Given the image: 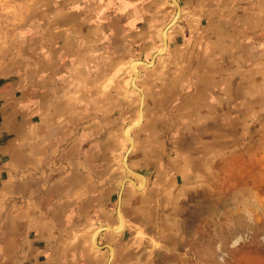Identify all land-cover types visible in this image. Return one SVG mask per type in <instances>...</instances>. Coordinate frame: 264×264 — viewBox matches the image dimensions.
Wrapping results in <instances>:
<instances>
[{
    "label": "crops",
    "instance_id": "0c3cea01",
    "mask_svg": "<svg viewBox=\"0 0 264 264\" xmlns=\"http://www.w3.org/2000/svg\"><path fill=\"white\" fill-rule=\"evenodd\" d=\"M205 3H180L178 31L166 41L165 55L137 69L134 81L122 74L88 76L97 65L90 62L91 52L99 49L85 40L80 47L75 35L81 27L60 30L55 24L43 31L38 29L43 18L37 16L34 38H47L50 46L30 51L27 11L16 17L13 31L5 28L12 15L0 13V264H170L192 227L188 214L196 203L188 210L189 195L214 182V166L224 158L234 166L249 160L252 149L264 151V0H230L235 8L227 16L187 12V5L196 10ZM0 4L7 6L5 0ZM94 16L100 20L106 14ZM77 18L88 22L91 17L83 12ZM187 20H194L193 29ZM83 26L82 38L89 43L87 33L96 26ZM59 35H66L64 44ZM6 37L19 39L17 51L4 44ZM252 48L258 62H252ZM15 53L17 62L7 58ZM99 64L103 69L105 62ZM29 68L35 70L33 78L27 76ZM77 70L84 71L82 77L69 76ZM132 82L142 90L143 106L139 125L130 130L126 164L143 180L126 168L123 175L129 142L114 102L128 86L133 89ZM138 116L139 104L130 123ZM125 178L134 183L122 184ZM173 181L186 193L175 204L171 198L177 195L166 185ZM187 183L194 188L185 190ZM119 196L123 227L115 230L122 222ZM167 206L185 208H171L167 220L160 210ZM105 226L111 229H101Z\"/></svg>",
    "mask_w": 264,
    "mask_h": 264
},
{
    "label": "rangeland",
    "instance_id": "374dc122",
    "mask_svg": "<svg viewBox=\"0 0 264 264\" xmlns=\"http://www.w3.org/2000/svg\"><path fill=\"white\" fill-rule=\"evenodd\" d=\"M20 1L5 0L7 6L0 4V13L12 15L10 17L12 20L7 22L5 28L11 26L7 29L13 31L14 26L18 24L15 20L16 17L20 16L21 11H27V24L32 26V28H28L32 31V35L30 34L31 37L26 39L28 49H32L30 51H35L34 46H43L44 48L50 46L49 39L44 37L34 38L35 28H37L34 21L38 18L37 16L43 18V20L39 19L41 22L38 23V29L41 28L43 31L52 28L55 24H59L60 30L66 29L65 26L67 25H74L75 29L81 27L80 33L75 35L76 42L80 47L84 44L82 41L85 40L87 42H85V45L99 49L91 52L92 59L90 62L96 61L97 65L88 70V76L90 78H113L118 75L120 77V74H122V78L126 81H129L131 76L133 77L132 72L134 73V70L151 67L153 64L146 66L134 61L131 68H129V63L132 60H142L149 63L154 53L161 52L154 57L155 60L161 59L165 55L167 47H163V36L168 44L171 36L178 31L177 23H179L180 14L183 12L180 6L176 22L164 32V29L177 12L172 0H26L29 1L26 6H22ZM176 1L180 5V3H188L189 0ZM40 3L43 4L41 9L39 8ZM232 4L230 0H214V2L206 0L205 6L197 7L196 10H194L195 7L192 4L187 5L186 8L190 14L203 13L227 16L234 13L235 7ZM236 9L240 14L247 12L246 10L243 11L242 8ZM83 12L90 15V21H80L77 18ZM101 12L106 14V17L100 20L94 19L95 13ZM54 14L61 16L53 19ZM72 14L75 16L74 21H68L67 16ZM40 15L42 16L40 17ZM50 18L53 20H50ZM94 20L102 22L101 25L96 26L95 24L98 22H93ZM193 22L194 20H187L188 29L194 28ZM83 24L85 26L88 24L96 26L91 32L87 33V35H90L89 43L88 38L83 39V35H81L84 32L83 29H87ZM221 24L226 25L225 22ZM2 25L3 23H0V26ZM214 25L216 24L214 23ZM101 27H103V30ZM105 27L106 32L104 31ZM110 27L112 29L109 30ZM60 36L58 37L59 44H64L67 40L66 35L65 37ZM8 37L3 39L4 44L10 45V49L17 51L19 39ZM29 50L26 53L27 59L33 61L35 59L34 52L30 53ZM251 51L252 62H258V53L254 48ZM21 56H23L22 53ZM18 57L19 55L15 53L7 58L17 62ZM7 58L5 59L7 60ZM85 60L89 61V59ZM114 60L121 63L119 62V65L114 66L112 65ZM102 62H105V65L103 69H100L99 66L102 64L99 63ZM57 70L59 76L64 75L61 68ZM34 71L29 68L27 76L33 78ZM85 72L87 73V71ZM83 73V70H77L73 75L69 73V76L78 78L82 77ZM132 88L128 86L129 92L122 91V93L124 92L122 98L117 96V100L114 99L117 108L119 107L118 109L122 110L123 127L131 125L130 122L136 115V108L141 99V93L134 87ZM123 89L125 90V87ZM111 94H114V88H110ZM95 100H97V97ZM94 106L92 107L94 108ZM141 118L139 119L141 120ZM137 121L138 118L133 123ZM126 128L124 130L126 138L132 137L130 130L133 127L130 126L127 130ZM126 131L130 134L129 136L126 135ZM253 143L255 144V142ZM127 144L125 142V148L128 147ZM251 154L249 160H240L234 166L228 164L227 158H224V163L214 166V182L203 183L201 189L197 188L200 189V192L196 194L197 196L192 195V193L189 195L188 203L190 205L188 210L196 203L191 213L188 214V222H191L192 227L186 231L185 238L182 240L180 249H178L180 251L174 252V261H171L170 264H264V151L262 149H252ZM125 170L124 167L123 175H126L127 170ZM172 183L171 186H168V183L166 185L169 187L168 193L172 195V192H175L177 195L174 199L171 198L175 204L186 193H184V186H181L180 182L173 181ZM141 186L140 184L137 187L140 188ZM186 186L188 188H185V190L194 188V185L190 183H187ZM178 192L181 196L177 194ZM155 194H157V191H155ZM167 200H170V197L165 198L163 201ZM113 207L115 210V205ZM171 208L183 212L185 207L167 206L161 208L160 210L163 213L166 212L167 220L172 218L169 213ZM248 211L250 212L248 213ZM120 219L122 222L115 230L123 227L121 215ZM155 232L162 234L163 238H170L169 232L167 234L163 230H156ZM232 238H236V241L234 242ZM151 255L153 254L151 253ZM165 264H168V262Z\"/></svg>",
    "mask_w": 264,
    "mask_h": 264
},
{
    "label": "water",
    "instance_id": "95a60500",
    "mask_svg": "<svg viewBox=\"0 0 264 264\" xmlns=\"http://www.w3.org/2000/svg\"><path fill=\"white\" fill-rule=\"evenodd\" d=\"M172 1H173V3H174L175 6H176L177 12H176V15L174 16V18L169 22V24H168V25L166 26V28L164 29V32H166V30L168 29V27H170L171 25H173V24L176 22V19H177L178 15H179L180 6H179V4H178V2H177L176 0H172ZM163 47H166V39H163ZM160 53H161V52H156V53H154V55H153V57L151 58V60L149 61V63H145V62H143L142 60H136V62H137L138 64H141V65L149 66V65H151V64L153 63V61H154V57H155L156 55H159ZM137 73H138V71L133 73V74H134V75H133V79H132L133 81H134V79L136 78ZM134 77H135V78H134ZM132 84H133V86H134L135 88H137V89L139 90V92L141 93V99H140V103H139V116H138V123L135 124V125L133 126V128H134V127L138 126V124H139L140 121H141L139 118H141V116H142L143 93H142V90H141L140 88H138V87H136V86L134 85L133 82H132ZM128 142H129V149H128L127 153H126L125 156H124V166H125V168L127 169V171H129L130 173H132V174L138 176L140 179L143 180L144 178H143V176H142L141 174L132 171V170L128 167V165L126 164V155H127L128 152L130 151V148L132 147V138H131V139H128ZM124 181H130L131 183H134L133 180L130 179V178H125V179L123 180L122 184L124 183ZM119 212H120V196L118 197V205H117V215H118V217H120ZM101 229H104V230H110L111 228L105 226V227H102ZM107 246L109 247L110 250H112V246H111V245H107Z\"/></svg>",
    "mask_w": 264,
    "mask_h": 264
},
{
    "label": "bare ground",
    "instance_id": "6f19581e",
    "mask_svg": "<svg viewBox=\"0 0 264 264\" xmlns=\"http://www.w3.org/2000/svg\"><path fill=\"white\" fill-rule=\"evenodd\" d=\"M163 39H165V37L163 36ZM135 65H136V63H135ZM134 72H137L136 70H134ZM135 78V77H134ZM142 117V116H141ZM138 123V121L136 122V123H133V124H131V125H129L128 127H130V126H134L135 124H137ZM128 127L126 128V130L128 129ZM126 135L127 136H129L130 134L128 133V131H126ZM128 138V137H127ZM132 137H130V138H128V139H131Z\"/></svg>",
    "mask_w": 264,
    "mask_h": 264
}]
</instances>
